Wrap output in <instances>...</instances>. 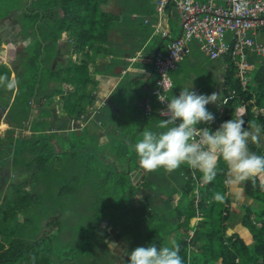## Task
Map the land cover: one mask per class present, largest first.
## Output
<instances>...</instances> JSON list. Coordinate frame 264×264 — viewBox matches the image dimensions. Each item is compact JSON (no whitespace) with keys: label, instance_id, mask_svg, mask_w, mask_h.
Listing matches in <instances>:
<instances>
[{"label":"trees","instance_id":"trees-1","mask_svg":"<svg viewBox=\"0 0 264 264\" xmlns=\"http://www.w3.org/2000/svg\"><path fill=\"white\" fill-rule=\"evenodd\" d=\"M108 2L109 0H0V23L18 11L16 22L20 27V35L26 40L30 39L26 46L19 45L22 55L14 52L10 57L12 62L17 59L14 63L18 64L19 70L12 73L0 66V75L7 74L11 78L12 74L19 82L16 90L8 91L4 88V92L10 94L7 98H10L11 103L7 108L0 103V122L10 125V129L6 130V138L12 144L5 142L6 139L1 141V146L6 147L5 152L12 147L13 157H3L9 162V174H18L22 179L16 181L14 178L2 200L0 199V264H79L85 252L95 254L99 251L97 246L105 241L104 235L109 234L120 239L121 247L124 245L123 250L127 249V252L152 244L158 248L171 246L174 241L180 246L179 254L183 264H217L219 260L220 264H264V188L258 179L247 180L246 195L256 205H243L242 214L241 210L237 213L233 211L230 206L233 198L226 195L224 181L227 179V166L222 158L218 162L215 179L204 186L199 185L202 174L194 172L187 165H181L171 173L163 168L153 172H145L140 168L138 157L130 149V145L137 142L145 128L160 131L157 124L160 119L166 118L158 114L160 104L152 94V88L147 93L146 104L150 111L147 112L144 107L143 93L135 95L139 98L138 105L131 98L135 105L131 120L113 123L114 128L121 129V132L109 139L108 143L99 146L98 141H95L84 148L74 146L73 151L65 146L67 141L69 144L84 141V121H93L90 117L96 115L100 124H105L101 118L102 108L98 113L95 110H85L87 104L91 105L94 101L89 86L96 85L92 75V71L99 73L96 60L106 54L107 48L104 47L111 43L109 34L116 27V16L103 9ZM153 5L152 11L156 16V3L153 2ZM166 11L172 33L164 39L168 42L180 32V26L170 5L166 7ZM173 15L177 17V21ZM145 22L148 23V20ZM157 23L158 20L151 26L142 24L143 32L150 35V38H162L161 34L154 33ZM63 33L70 38L67 47L72 49V53L67 56L65 68L58 59L55 68L50 69L47 60L60 56V51L62 54L63 49L58 50V41ZM74 53L78 54L77 60L72 57ZM222 60L230 67L229 86L234 91L229 102H223L222 107L225 110V107H231L232 110V107L241 103L254 101L256 106L264 108V59L255 61V76L244 89L238 78L233 80L235 61L228 57ZM91 65H94L92 71ZM63 83L70 84L71 89L63 92L60 86ZM58 95L61 96V101L65 100L63 104L68 114H75L81 120L79 125L76 124L81 134L71 125L70 130L67 129L66 121L60 124L59 129L68 130L67 138H59L52 128H48L49 122L46 120H28L27 124L22 123L33 109L31 100L39 103L37 108L40 119L51 117L59 104L56 99ZM172 96H179L174 87L169 92V97ZM248 106L246 114L241 118L245 121V128H251L252 123L264 125V117L255 116L250 110L251 106ZM210 107L214 108V112L209 110L214 114V121L208 125L215 131L228 119L213 104ZM21 128L24 131L29 128V132L22 133ZM56 140L60 149L56 148ZM257 147L252 145L249 150L260 155ZM107 154L113 155L115 160H107ZM0 159L2 162V157ZM42 166L50 171L42 181H46L48 177L50 179V176H54L53 179L62 177L63 183L57 191L48 192V185H44L43 191H36L34 172L38 174ZM193 173L196 175L195 182L192 179ZM186 175H189L187 183L184 179ZM30 180V183H34L30 187L32 191L26 188ZM36 180L40 183L38 178ZM176 182L185 183L182 191L177 188ZM195 186L198 188V195L193 193L188 198ZM51 192L56 196L53 197ZM217 192L224 195L223 203L213 199ZM173 194H178V200L182 201L174 207ZM44 197L45 203L42 200ZM71 200L74 204L81 203L80 212L69 210ZM55 208L60 210L61 219L53 220L54 223L48 222V234L37 237L42 221ZM198 212L203 214L204 219L199 223L200 228L194 229L190 236V220ZM104 219L112 227L111 232L101 225V220ZM53 224L57 225V229L54 233H49ZM237 224H242L249 230L251 243H245L238 233H227L228 228L235 229ZM76 239L81 249L75 253L73 241ZM191 240L201 241L204 246L197 251L191 250ZM143 243L144 246H139ZM92 263L98 264L94 260Z\"/></svg>","mask_w":264,"mask_h":264},{"label":"crops","instance_id":"crops-1","mask_svg":"<svg viewBox=\"0 0 264 264\" xmlns=\"http://www.w3.org/2000/svg\"><path fill=\"white\" fill-rule=\"evenodd\" d=\"M153 2L155 3V0H109L103 6L104 11L116 16V21L114 20L116 27L112 28L109 34V41L111 43L106 44L104 47L107 48L106 54L103 53L104 56L96 60L99 73H93L94 65H91L96 85H90L89 89H91V93L94 96V101L91 105L87 104L85 111L93 112L95 110L98 113L102 108L103 116L101 118L105 121V124H100L96 115L92 122L84 121L86 124L84 141L86 139L90 141L91 139L94 142L98 141L99 145H103L108 143L109 139L113 138L114 135L121 132V129L114 128L112 124L128 121V119L131 120L130 117L135 112V105L131 98H134L136 105H138L140 103L139 98L135 95L140 94V92L144 94V107L148 112L149 107L146 106L147 93L152 88L156 76L154 71V54L158 49H165L168 44L162 36V38L159 36L156 39L154 38L155 36H151L150 38V35L143 32L142 24L143 26H151L159 18V15L155 16V13L153 14ZM168 17L166 11L165 16L159 22L161 23L160 29L167 31L168 36H170L172 33ZM173 17L177 21V17L175 15ZM145 20H148V23ZM67 38L69 39L68 41L64 40L65 43L62 42L66 47L67 43L70 42L68 34ZM172 38L174 37L172 36ZM69 50L71 51L72 49L69 48ZM66 54L68 53H63L62 50L60 56L48 59L47 62L50 69H54L56 65L50 66L49 63L51 61L56 63L59 58L63 64V68H65L67 56L70 55ZM72 57L74 60H77L78 54L74 53ZM103 65H106V67ZM11 66L17 67V64L14 63ZM229 73L230 67L226 62L222 59L211 60L198 46L194 45L191 53L182 58L178 68L172 71L170 76L173 87L178 93H180L182 88H190L192 86L189 89L190 91L207 95L217 92L219 93V100H222L226 92V83L231 82L228 76ZM234 76L236 77V70H234ZM63 84L67 88L62 90L63 92L71 89L70 84ZM56 99L60 105H57L56 112L53 114L54 116L51 115V117H42L40 119L39 111L37 119L49 122L48 128H55L56 125L59 127L63 121L67 122V129L69 125L73 129L76 128V124L79 125L81 120H78L79 118L75 114H68V110L63 104L65 100L62 99L61 101L60 95L56 96ZM67 129H61L63 130V134ZM249 129L252 130L251 128ZM75 130L81 134L80 129ZM16 136H18V132ZM64 136L67 138L68 133H65ZM107 227L109 229L106 230L111 232L112 227ZM99 246H101L102 252L105 251L106 253L108 251L112 253L111 255H114L115 249L118 252L124 251V245L121 247L120 243H112L114 250L111 247L108 248V244ZM123 259L121 263L127 264L125 257ZM104 264H107V262L104 261Z\"/></svg>","mask_w":264,"mask_h":264},{"label":"clouds","instance_id":"clouds-1","mask_svg":"<svg viewBox=\"0 0 264 264\" xmlns=\"http://www.w3.org/2000/svg\"><path fill=\"white\" fill-rule=\"evenodd\" d=\"M18 83L7 74L0 75V87L8 91L16 90ZM190 88H182L178 97L162 100L158 96L160 101H168L166 110L161 113L166 118L160 119L157 124L160 131L145 128L137 142L130 145V149L138 157L140 168L145 172L163 168L171 173L181 165H187L194 172L202 174L199 183L204 186L215 179L217 165L222 158L227 166V185L237 186L247 180L259 179L264 188V155L250 152L248 148L250 140L258 139L261 126L252 123L250 131L245 128V121L237 117L222 122L215 131H211L208 124L214 121V114L206 106L218 104L221 108L223 102L218 103L219 93L197 94L190 91ZM235 107L237 110L241 105ZM227 110L233 112L231 107ZM219 111L221 112L220 109ZM257 116L263 117L261 114ZM93 118L94 116L90 117L92 120ZM200 124L206 126H198ZM213 199L223 203L225 197L217 192ZM180 251L179 244L174 241L171 246L159 248L155 244L136 247L128 252V264H183Z\"/></svg>","mask_w":264,"mask_h":264},{"label":"built area","instance_id":"built-area-1","mask_svg":"<svg viewBox=\"0 0 264 264\" xmlns=\"http://www.w3.org/2000/svg\"><path fill=\"white\" fill-rule=\"evenodd\" d=\"M155 3L159 15L155 34L160 33L164 39L169 35L160 29L159 22L169 5L180 26L179 34L168 41L165 49H158L154 54L156 76L152 94L160 104V116L168 101L162 102L158 96L162 100L170 99L169 92L173 87L170 73L178 68L183 57L191 53L194 45L211 60L228 57L235 61L236 77L233 80H244V85L250 82L255 61L264 59V0H155ZM241 109L244 110L241 112ZM220 110L222 112L223 107ZM245 111L241 106L236 114L241 115ZM229 114L228 110L225 115Z\"/></svg>","mask_w":264,"mask_h":264},{"label":"rangeland","instance_id":"rangeland-1","mask_svg":"<svg viewBox=\"0 0 264 264\" xmlns=\"http://www.w3.org/2000/svg\"><path fill=\"white\" fill-rule=\"evenodd\" d=\"M18 14H19L18 11L16 13L13 12V14H11L6 20H4V21H2L0 23V66H4L5 68H7V71L8 72L11 71L12 73L15 72L16 70H19V67L11 66L14 63L12 61H10V57L13 56L14 52H20L21 51L20 46H19L20 44L26 46L30 42V39H27L26 40L22 35H20V27H19V25L16 22V19H17ZM64 40H67V41L69 40L67 38V34L66 33H63L62 39L60 37V39L58 41L59 42L58 49H63V53H68L66 55H69L70 52H71L69 50L70 47H66V45L63 44V43H65ZM19 55H22V53L20 52ZM49 64H50V66H52L55 63H53L51 61V63H49ZM17 66H18V64H17ZM255 73H256V70L252 71V74H251L252 79L254 78ZM10 76H11V78H14L15 77L12 74ZM228 76H229V78H231V74H228ZM208 78H210V77H208ZM238 81H239V79H238ZM239 82H241L240 85H241V87L243 89L247 87V85H244V80H241L240 79ZM61 88H62V90L67 89V88H65V85L64 84H61ZM231 88L232 87L229 86V82H228V84L226 83L225 96L222 97V100H219L218 103L221 104L222 102H229V97L232 94ZM4 96H6V97H4ZM9 96H10V94L7 93V91L4 92V88L3 87H0V103L2 102L3 103V107H5V108H7L8 106H10L11 100H10V98H7ZM253 102L254 101H252L250 103L249 102H247V103H241L239 105L244 106L245 109H247V107H249L248 105H250L251 106L250 107V110L252 112H254L253 114L255 116H257L259 114L264 115L263 108H261L259 106H256L255 103H253ZM38 105H39V103H34L31 100V106L33 107V110L28 115V118L25 119V120H23V122H22L23 124H27L28 123V120L29 121H31V120H37V117H38L37 115L39 114V109L37 108ZM213 105L215 107H217V109H220L219 106H217L218 104H213ZM225 108H228V107H225ZM207 109L210 110V111H212V112H214V108L213 107H208ZM235 110H236V107L234 106L233 107V112H230L229 115H227V116L225 115L226 112L228 111L227 109L226 110L223 109L222 113L224 114V116L228 120L231 119V118H237V117L243 118L244 115L246 114L245 112H243L241 115H237V114L235 115L234 114ZM243 110L244 109H241V112ZM218 116H220V114ZM122 119H124V118H122ZM257 125L261 126V132H260L259 137H258V139L256 141H251V140L249 141L248 148H250L252 145H256V146H258L257 147V150L261 153L260 155H262V154H264V126L261 123H258ZM9 129H10L9 123L4 124V123L0 122V151H3V152H0V157H2V159H3V161L0 162V199L1 200H2V198L4 196V193L7 190L8 185L11 184V182H12V180L14 178H15L16 181L22 180L21 179V176H19L18 174H9V172H10V170L8 169L9 166H10L9 165V162H6L5 161L6 159L3 158V157H6L8 159V158L13 157L12 147L10 148V151H6L5 152L6 147H4L3 145L1 146V141L3 139H6L5 142L8 141L9 144H12V141H10V140H8L6 138V136H7L6 130H9ZM52 130L54 132H56V134L59 136V138L64 137L63 130L59 129V127L57 125H56L55 128H52ZM250 131H252V130H250ZM21 132L22 133H28L29 132V128H27L25 131L23 130V128H21ZM57 140H59V139H57ZM57 140L55 141L56 148L57 149H60V145H59V142H57ZM66 143L67 144H65V146H67L68 149L71 148V150L73 151L74 150V146H78V147L84 148L86 146H90L92 143H95V142L93 140H91V139H90V141H88L86 139L83 142H75L74 143V141H73L71 144H69L68 141H67ZM71 145H73V146H71ZM106 158L109 161H114L115 160V157L113 155H111V154H107V157ZM37 169L39 170V168H37ZM48 171L49 170L45 166H42L41 171L38 174H36L37 172H34L35 179H33V182H35L36 191H38V192L43 191L44 185H48V192L49 191H53V190L57 191V189H59L61 187V185L63 183V179H62L61 176H59V177H57L55 179L52 178L54 176H50V179L48 177V179L46 181H42V179H46L47 174L50 172V171L49 172ZM8 176H10V178ZM36 178H38L40 180V183H38V180H36ZM187 178H189V175H186L184 177V179L186 181L185 183H187ZM192 179L194 180V182L196 181V175H195V173L192 174ZM225 181H224V183H225ZM30 182H32V180L28 181V184H27L26 188H27V190L32 191V189L30 187L34 183H30ZM185 183L184 182H180V183L176 182L175 185L177 186V188L180 191H182L184 189V187L186 186ZM246 183H247V181H244V182H242L241 184H239L237 186H230V185H227L225 183L226 189H227L226 190V195H228L230 198H233V200L230 203V206L233 209V211L236 212V213L241 210V207L243 205H250V204H252V199H250L246 195V192H245V185H246ZM199 185H200V183H199ZM33 190H35V189H33ZM193 193H196L198 195V188L196 186H195L194 191H190L189 192L188 198H190V195L193 194ZM50 194L53 195V197L56 196L54 192H51ZM173 198H174L173 207L176 204H178L179 202H182V201L178 200V198H179L178 194H173ZM42 200L45 203L46 202V197H44ZM70 203H71V207H70L69 210H73L75 212H80L81 211V208H80V204L81 203L74 204L72 200L70 201ZM252 205L255 206L256 203H254ZM241 212H242V214H244V211L243 210H241ZM61 216H62V214H61L60 210H58V209L55 208L54 209V212H52V214H50L46 219H44L42 221V223H41L42 224V227L40 228L39 233L37 234V237L46 236L48 234L47 231H46V225H47V223L48 222H51V221H52V223H54L53 220H55V221L56 220H59V219H61ZM203 219H204L203 214L198 212L197 213V216L194 217V218H192L190 220V229L188 230V234L190 236L193 235L194 229H199L200 228V224L199 223ZM256 224H257V226H260L259 223H256ZM101 225L103 226V228L109 229V227H107L108 224L106 223L105 219L104 220H101ZM50 227H52V228L49 229V233L50 232L54 233V231L57 229V225L56 224H53ZM234 233H238L240 235V237L245 241V243H251L252 242V240H251V234L249 233V230L247 228H245L244 226H242V224H237L236 227H235V229H233V232L229 233V235L234 234ZM104 237H105V241L103 243H101L100 245L108 244V248L111 247L113 250H114V248L112 246V243H122V241H120V239H117L112 234L111 235H108V236L104 235ZM171 238L172 239L174 238L173 237V234H171ZM188 240H190V238H188ZM77 241H78V239H76L75 241H73L74 242L73 245L76 247V248H74V252L75 253L78 252L81 249L80 245L76 243ZM138 243H141V241H139ZM82 244H83V242H82ZM189 244H190V247L189 248L191 250H194V251H197V250H199V248H202L204 246V244L201 241H194V240H193V242L191 240ZM142 245L144 246V243L143 244H140L139 246H142ZM97 248H98V250L99 249L100 250L99 251H96L95 254H90V253H86L85 252L84 253V256L80 258L79 264H93L92 263V260H94L98 264H102V263L104 264V261H106L107 264H122L121 262H122V260H124L123 259L124 257L127 260V264H128V257H127V255H128V252H130L131 250H129L127 252V249H126L123 252H118L115 249L114 255H111L112 254L111 252H108V251L106 253L102 252L101 246H97ZM100 251L102 253H99ZM77 255L78 254H76V256ZM102 255H103V257H102ZM105 257H107V258H105ZM216 263L217 264H220V260L217 261Z\"/></svg>","mask_w":264,"mask_h":264},{"label":"water","instance_id":"water-1","mask_svg":"<svg viewBox=\"0 0 264 264\" xmlns=\"http://www.w3.org/2000/svg\"><path fill=\"white\" fill-rule=\"evenodd\" d=\"M228 232H229V233L233 232V229L228 228V229H227V233H228ZM229 233H228V234H229Z\"/></svg>","mask_w":264,"mask_h":264},{"label":"flooded vegetation","instance_id":"flooded-vegetation-1","mask_svg":"<svg viewBox=\"0 0 264 264\" xmlns=\"http://www.w3.org/2000/svg\"><path fill=\"white\" fill-rule=\"evenodd\" d=\"M99 253H102V252L100 251ZM104 253H105V251H104Z\"/></svg>","mask_w":264,"mask_h":264},{"label":"bare ground","instance_id":"bare-ground-1","mask_svg":"<svg viewBox=\"0 0 264 264\" xmlns=\"http://www.w3.org/2000/svg\"><path fill=\"white\" fill-rule=\"evenodd\" d=\"M110 224V223H109Z\"/></svg>","mask_w":264,"mask_h":264}]
</instances>
